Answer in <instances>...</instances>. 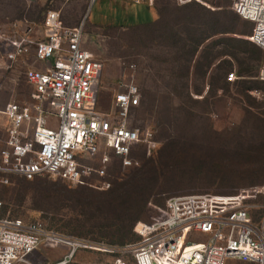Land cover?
<instances>
[{"label":"rangeland","instance_id":"374dc122","mask_svg":"<svg viewBox=\"0 0 264 264\" xmlns=\"http://www.w3.org/2000/svg\"><path fill=\"white\" fill-rule=\"evenodd\" d=\"M148 7L127 0H0V23L27 18L40 24L54 9L65 25L82 24L83 46L103 63L98 98L106 113L114 111L113 90L124 67L133 65L128 73L140 99L130 126L150 128L155 140L150 155L142 145L133 148L134 169L111 157L106 189L14 176L0 184L3 213L115 246L136 240L135 225L151 219L157 212L151 207H163L170 196L233 194L264 184V81L258 77L264 52L249 40L253 24L229 0H154ZM240 67L251 76H237ZM232 71L237 79L231 82L226 76ZM14 74L18 93L8 94L24 100L31 88L20 70ZM117 183L127 185L124 194L111 191ZM248 205L252 219L260 220L264 197ZM65 256L64 264H111L117 257L93 246L73 251L42 244L33 260L51 264Z\"/></svg>","mask_w":264,"mask_h":264},{"label":"built area","instance_id":"2783aa9c","mask_svg":"<svg viewBox=\"0 0 264 264\" xmlns=\"http://www.w3.org/2000/svg\"><path fill=\"white\" fill-rule=\"evenodd\" d=\"M229 1L241 18L253 24L249 40L264 52V0ZM29 53L40 67L24 73L31 87L28 99H11L0 109L6 118L5 136H0V184H11L14 176L52 177L73 186L106 189L111 157L126 168L138 164L132 157L137 145L151 154L155 147L152 130L140 132L130 126L131 109L140 99L139 88L128 73L133 65L124 67L127 72L113 90L114 111L106 113L100 110L98 98L103 63L83 46L81 23L65 25L54 9L45 12L39 30L26 18L0 23V59H4L0 60V92L7 90L13 65ZM258 77L264 81V57ZM226 79L235 80V73L229 72ZM257 196L264 197V184L233 194L170 196L163 207H151L157 211L151 219L135 225L137 240L119 246L55 237L58 233L50 232L42 222L24 221L0 209V264H43L33 260L42 244H61L73 251L98 247L116 254L111 264H264V215L254 221L248 205ZM66 258L51 264H64Z\"/></svg>","mask_w":264,"mask_h":264},{"label":"crops","instance_id":"0c3cea01","mask_svg":"<svg viewBox=\"0 0 264 264\" xmlns=\"http://www.w3.org/2000/svg\"><path fill=\"white\" fill-rule=\"evenodd\" d=\"M145 5V4H143ZM147 6V5H146ZM148 7V6H147ZM150 8V7H148ZM45 15V14H44ZM44 18V16H43ZM27 19V18H26ZM29 21L33 22L36 25V28L39 30L40 28V24L36 23L33 20L28 19ZM62 20V19H61ZM70 26V25H69ZM75 26V25H73ZM1 61H3L4 59H0ZM39 68L40 67V63L39 62H35L33 60V53H29L27 55H25L24 57L20 58L12 67V69L8 72V80L6 82V86H7V90L6 91H1L0 92V109L3 108V106L11 99H14L13 97L10 96L9 91L11 90H16V86L18 84V76L14 73H16L17 70H20V72L23 74L22 80H24V83L26 85H28L25 81V76L24 73L28 68ZM237 79V77H236ZM234 81V80H233ZM232 82V81H231ZM230 83V82H229ZM29 86V85H28ZM30 87V86H29ZM31 88V87H30ZM17 91V90H16ZM31 92L28 91V95L24 100H27L29 97V94ZM18 93V91H17ZM17 100V99H15ZM24 100H18V101H24ZM5 126H6V118L3 114L0 113V136H5Z\"/></svg>","mask_w":264,"mask_h":264},{"label":"trees","instance_id":"16d2710c","mask_svg":"<svg viewBox=\"0 0 264 264\" xmlns=\"http://www.w3.org/2000/svg\"><path fill=\"white\" fill-rule=\"evenodd\" d=\"M195 48H196V46H195ZM195 50V49H194ZM263 57H264V53H263ZM263 57H262V59H260L261 60V62H262V60H263ZM237 76H240V77H244V76H251V70L250 69H247V68H239L237 71ZM224 81H225V79H224ZM226 83H229V82H227V81H225ZM143 146V145H142ZM146 154V152H145V149L143 150V154ZM137 160V159H136ZM142 161H143V159H142ZM138 166V165H137ZM130 168H132V169H134L135 168V166L133 165V166H130ZM124 185H126L125 183H117L116 185H114V187H112V189H111V191L112 192H121L122 194H124L123 192H125V190L127 189V187L126 188H124ZM76 186H86V185H76ZM127 186V185H126ZM88 187H90V186H88ZM110 187V186H109ZM108 187V188H109ZM92 188H94V187H92ZM127 196H130V194H128V193H125ZM138 239V238H137ZM136 239V240H137ZM135 241V240H134ZM101 242V241H100ZM133 242V241H132ZM128 243H130V242H128ZM124 244H126V243H124ZM124 244H121V245H124ZM108 245H110V244H108ZM115 246H119V245H115Z\"/></svg>","mask_w":264,"mask_h":264},{"label":"bare ground","instance_id":"6f19581e","mask_svg":"<svg viewBox=\"0 0 264 264\" xmlns=\"http://www.w3.org/2000/svg\"><path fill=\"white\" fill-rule=\"evenodd\" d=\"M54 235H55V237H59V238H62V239H71L70 237L65 236V235H59V234H54ZM83 243L94 245V244H92L91 242H88V241H83Z\"/></svg>","mask_w":264,"mask_h":264}]
</instances>
